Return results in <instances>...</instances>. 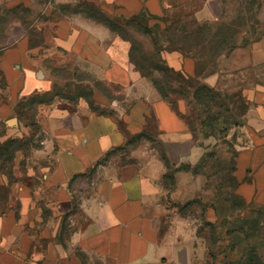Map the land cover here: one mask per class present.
I'll use <instances>...</instances> for the list:
<instances>
[{"label": "rangeland", "instance_id": "obj_1", "mask_svg": "<svg viewBox=\"0 0 264 264\" xmlns=\"http://www.w3.org/2000/svg\"><path fill=\"white\" fill-rule=\"evenodd\" d=\"M108 15L95 10V0H0V69L2 53L22 44L28 48V67L33 66L50 88L21 102V109L11 116L18 119L17 129L0 118V152L9 157L11 148L23 146V175L18 179L36 180L43 165L54 161V151L46 146L48 133L39 101L52 98L57 105L70 102L72 108L86 102L95 111L119 118L132 109L140 118L141 101L168 95L166 100L177 105L188 124L179 134H190L192 145L176 146L179 155L170 158L163 180L162 202L167 211L161 226L179 221L184 234L197 236L198 245H210L209 258L202 248L195 264H264V205L239 197L234 175L236 154L247 139L248 127L264 115V65L213 77L221 51L246 43L263 29L247 27L246 15L238 21L239 27L218 20L199 21L191 11L181 16L167 12L164 18L135 14L114 15L110 20ZM89 32L113 53L114 66L108 69L80 55L79 47ZM160 55L170 66L178 64L182 55L195 58L192 77L186 68L178 70L184 78L167 75ZM3 80L0 74V102L10 99ZM146 119L147 125L132 133L123 151L131 154L146 142L161 157L166 146L158 137L153 113ZM15 135L20 142L10 145L6 153L9 144L3 143ZM14 162H5L0 155V199L16 178L11 172ZM66 225L71 232L75 223L68 220Z\"/></svg>", "mask_w": 264, "mask_h": 264}, {"label": "crops", "instance_id": "obj_2", "mask_svg": "<svg viewBox=\"0 0 264 264\" xmlns=\"http://www.w3.org/2000/svg\"><path fill=\"white\" fill-rule=\"evenodd\" d=\"M95 7L110 16L165 17L167 12L181 16L191 11L199 21L218 20L236 27L246 15L247 27L263 31L220 52L213 77L264 65V0H95ZM101 43L99 36L89 32L78 51L109 69L117 59ZM27 49L14 45L1 58L10 99L0 102V118L15 129L18 119L11 116L21 109V102L50 89L43 76L28 67ZM195 64V58L182 55L171 66L186 68L189 74ZM31 74L34 84H30ZM55 101L39 104L48 133L46 146L54 151L53 165H43L36 180H20L24 148L13 153L11 172L16 178L0 199V264H195L202 248L209 258V248L198 245L195 234H184L179 221L161 226L167 211L162 202L167 167L160 155L146 142L131 154L123 151L152 113L169 158L179 155L176 146L190 147L192 136L179 134L188 129L179 109L160 97L141 101L142 117L131 109L119 118L95 111L86 102L72 108L70 102L57 105ZM131 157L135 161H129ZM234 175L236 193L248 203L264 205L262 114L252 121L246 141L238 148ZM68 220L75 223L71 232L66 229ZM65 236H69L66 242Z\"/></svg>", "mask_w": 264, "mask_h": 264}, {"label": "trees", "instance_id": "obj_3", "mask_svg": "<svg viewBox=\"0 0 264 264\" xmlns=\"http://www.w3.org/2000/svg\"><path fill=\"white\" fill-rule=\"evenodd\" d=\"M95 10L96 11H98V12H101V13H103L104 11L102 10V9H99V8H97V7H95ZM137 15H145V14H137ZM108 18L110 19V18H114V16L112 17V16H110V15H108ZM160 18H164V17H160ZM111 20V19H110ZM222 52V51H221ZM220 54V53H219ZM218 54V55H219ZM159 59H160V66L163 68V69H166V71H167V75H168V73L169 74H173V75H176V76H180V78L182 77V78H184L183 77V75H182V73L180 72V71H178V70H176L175 68H173L172 66H170L169 64H167L166 63V61L163 59V57H161V55H160V57H159ZM216 61V60H215ZM0 74H2V78L4 79L3 80V83H4V85H5V87L8 85V80H7V76H6V73H5V71H4V69L2 70V69H0ZM187 74V73H186ZM188 75V77H192L190 74H187ZM172 83V82H171ZM46 92H50V89L49 90H46ZM39 94H41L40 92H38V93H34L33 94V96H31V98H35L36 96H38ZM162 97L163 98H165V99H169V96L168 95H162ZM30 98V99H31ZM51 100H54V99H52V98H50V99H44V100H42V101H39V103L38 104H40V103H42V102H48V101H51ZM170 102H171V100H169ZM172 105L174 106V107H177V105L176 104H174L173 102H172ZM188 121V120H187ZM131 139V137L129 138V140ZM129 140H128V142H129ZM15 142H20V139H18V138H11V139H8L5 143H3V144H5V146L6 145H8L9 144V146L7 147V149H6V153L7 152H9V147H10V145H13ZM127 142V143H128ZM0 145H2V144H0ZM3 146V145H2ZM1 146V147H2ZM6 148V147H5ZM19 148H24L23 146H17V147H15V148H11V150H10V156L8 157V156H4V154L2 153V152H0V155H1V157L2 158H4V160H5V162L6 161H9V160H11L12 159V157H13V153L15 152V150L16 149H19ZM1 151H2V149H1ZM6 158V159H5ZM161 158L163 159V161H164V163H165V166L167 167V166H170V164H171V159L169 158V156L167 155V152H166V149H165V147H163V150H162V156H161ZM235 160H236V158H235ZM168 168V167H167ZM234 170H235V168H234ZM166 176H167V172L165 173V175H164V178H166ZM237 181V180H236ZM237 183V182H236ZM236 192V191H235ZM238 195V194H237ZM239 196V195H238ZM239 197H241V196H239ZM242 198V197H241ZM243 199V198H242ZM245 201V200H244ZM246 202V201H245ZM209 248H211L210 247V245L208 246ZM210 255L213 257V251H210ZM213 264V263H212Z\"/></svg>", "mask_w": 264, "mask_h": 264}]
</instances>
